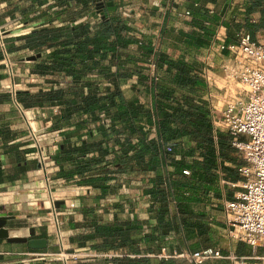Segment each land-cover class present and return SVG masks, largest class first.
<instances>
[{
	"label": "crops",
	"instance_id": "0c3cea01",
	"mask_svg": "<svg viewBox=\"0 0 264 264\" xmlns=\"http://www.w3.org/2000/svg\"><path fill=\"white\" fill-rule=\"evenodd\" d=\"M105 1L106 18L96 0H0V25L7 29L6 48L15 61L16 73L12 81L0 47V205L14 215L8 220L7 228L25 230L34 227V236L28 238L48 239L46 248L31 249L25 242H8L0 238V264H64L57 257L41 258L38 255L61 251L60 238L48 218V181L52 196L62 202L58 211L63 221L61 232L65 250L87 249L94 255L72 264H128V258L145 256L146 251L150 252L146 256L155 258L163 252L184 253L207 248L219 250L222 257L210 258L204 264H262L263 247L233 240L227 233L225 202L234 200L243 190L244 179L236 170L238 162L217 156L214 167L203 164L189 167L188 138H183L186 145L179 159L171 155L173 160H168L173 191L179 202L173 206V196L169 194V213L165 221L171 222L172 226L162 234L160 205L149 193L150 188L156 186L155 172L117 165L115 162L123 159L124 154L117 152L114 146L109 147L110 153L105 159L101 158L92 148L94 139L87 141L84 131L65 142L68 149L78 151L82 141L88 142L90 149L83 155L74 153L72 159H65V152H60L63 140L57 144L51 136L54 131L61 135L73 131L87 115L76 112L65 119L64 100L48 99L47 96L62 91L79 103L76 92L87 95L95 88L103 94L114 90L111 77L116 71L115 66L143 64L144 55L134 42L121 49L124 52L120 59L114 58L107 48L99 53L84 54L74 50L85 36L96 37L109 18L120 16L132 38L150 40L144 32L146 24L153 28L166 25L177 34L185 32L188 36L201 37L205 42L201 46L188 45L180 37L179 42L172 41L180 50L174 54V59L186 60L199 76L205 66L210 67V73L216 79L212 87L214 108L210 107L211 98L204 92L205 99L210 114L211 110L220 112L230 99L225 67L232 60L228 51H220L218 46L222 41L238 43L245 34L264 43V0ZM173 6L178 11L190 10L191 18L177 16L171 11ZM83 28L88 31L80 36ZM20 32L24 34L18 35ZM151 40L155 45L152 37ZM113 41L114 37L110 35L104 44L111 45ZM163 42L164 38L159 43L161 47ZM64 47L72 48L70 58L85 62L83 70L81 63L77 65L79 79L73 83L63 67L56 64L66 56ZM38 53L41 54L39 58L28 60L29 56ZM141 75L139 68H133L127 79H119L120 88L127 101L144 102L142 96H146L145 104L149 107L151 95L146 91L150 90V75L145 73V81ZM17 92H23L19 95L20 101L16 100L19 106L14 101ZM195 98L199 104L203 101L200 96ZM58 126L60 129L57 130ZM30 128L40 134L39 139L44 144L42 150L47 158L48 175L40 166ZM184 169H190L191 173L183 174ZM146 236L151 237L147 243ZM162 236L169 241L161 240ZM102 254L116 255L105 257Z\"/></svg>",
	"mask_w": 264,
	"mask_h": 264
},
{
	"label": "trees",
	"instance_id": "16d2710c",
	"mask_svg": "<svg viewBox=\"0 0 264 264\" xmlns=\"http://www.w3.org/2000/svg\"><path fill=\"white\" fill-rule=\"evenodd\" d=\"M107 4L105 3V6ZM103 17H107V13L103 7ZM103 29L96 37L85 36L84 40L75 46V52L84 54L87 52L99 53L107 48L112 52L114 58H121L124 48L129 43H136L139 51L144 55V60H150L153 63L154 71L159 68L165 69L169 76L161 82L155 81L154 76H149L150 90L147 93L151 95V105L146 107L145 102L127 101L124 92L120 88V78L127 79L131 75L133 68H139L141 79L146 80L147 76L143 68L135 64L134 66L126 67L122 65L115 66L116 71L111 77L114 90H108L105 94L101 93L98 88L92 90L87 95L76 92L75 95L80 98V102L73 101L71 97H66L64 92L59 91L54 95H48L47 98L64 100L66 109L64 118L68 119L73 113L81 112L87 115V118L76 124L75 129L70 132L63 133V147L60 152H65L64 158L72 159L74 153L85 154L90 147L87 143H83L81 150L67 148L65 139L72 135H79L84 131L89 139H94L92 148L99 152L101 158L105 159L110 153L108 143L112 142L117 152L124 154L123 159H117V165H128L144 172H155V185L150 188L149 193L158 200L159 219L162 234H166L171 222L165 221V216L169 213L168 203L169 194L172 199L178 203V199L173 191L171 172H163L162 168L165 165V158L157 144V139H162L165 142H175L177 145L183 142V138L187 137L190 142L188 156H192L198 152L201 156L200 160L188 162V166L203 164L208 167H214L216 157L220 156L225 160H233L231 158V139L230 135L218 132L217 144L218 153L213 137V126L211 122V114L206 101L200 104L196 102L195 95L199 90L206 87V82L193 71V67L181 58H172L165 53L156 52L152 40L137 39L128 36L129 28L120 16L109 18L103 25ZM88 31L87 28L81 30L83 36ZM85 33V34H84ZM113 35L114 41L111 45L104 44V41ZM179 37L184 39L188 45L201 46L205 42L201 37L188 36L185 32L180 33ZM123 49V50H121ZM72 48L64 47L66 56H62L56 64L58 67H63L65 75L71 76L70 83L77 81L78 70L77 65L82 64V70L86 67L83 61H75L70 58L69 54ZM143 61V60H142ZM144 64V63H143ZM142 65V64H141ZM23 92L16 93V100H19V95ZM201 101V100H200ZM23 102V101H22ZM25 103V102H24ZM105 116L104 118L102 116ZM157 117V139L151 135L150 131H146V125H153V117ZM105 119L109 120V125L106 126ZM90 123L94 124L90 127ZM96 128L97 134L94 129ZM60 129L59 126L56 128ZM185 142V141H184ZM176 151V149H175ZM182 151V150H181ZM180 151V153H181ZM118 154H115L117 156ZM169 160V157H168ZM173 160V158H171ZM87 239V237H86ZM151 237L146 236V243ZM164 236H162V239ZM187 240V237H185ZM115 247V246H114ZM150 252H145V256L139 258H128V264H194L189 260L175 257L174 254L180 255L181 252L171 253L168 258L153 259L146 256Z\"/></svg>",
	"mask_w": 264,
	"mask_h": 264
},
{
	"label": "built area",
	"instance_id": "2783aa9c",
	"mask_svg": "<svg viewBox=\"0 0 264 264\" xmlns=\"http://www.w3.org/2000/svg\"><path fill=\"white\" fill-rule=\"evenodd\" d=\"M105 0H96L97 6L104 7ZM199 6V4H195ZM177 16L181 18H191L192 13L186 9L178 11L174 6L171 8ZM7 29L0 25V47L3 51V61L8 76L13 81L15 73V61L12 54L6 48L5 34ZM24 33H19L22 35ZM218 49L220 51L227 50L231 58V64L225 67L227 70L226 76L228 83L238 81L245 91L243 98L232 93L230 89V99L226 101L220 112L211 110V122L213 126V137L218 153V129L227 132L231 136V146L243 156V163L236 166L237 172L244 179L243 190L238 192L234 200L225 202V219L228 226L227 233L233 240L247 243L252 247L264 248V43H259L252 40L249 34L242 36L238 43L227 44L222 41ZM200 77L207 83L206 91L210 99V107L214 108L212 91L216 84V79L210 73V70L204 68L201 71ZM154 80L158 78L154 74ZM70 81V80H69ZM15 95V91L13 93ZM233 94V95H232ZM15 103L19 106L14 98ZM105 117L104 115L102 116ZM154 124L146 125V131H150L152 136L157 139V117H153ZM105 124L108 126L109 120L105 119ZM94 132L97 133L94 127ZM38 132L30 128V138L35 142V147L38 143ZM40 135V134H39ZM51 138L54 143H59L63 140V136L59 131H54ZM158 147L161 154L165 158V170L169 172L168 157L175 153V147L171 142H165L162 139H157ZM112 142L108 143V147H112ZM43 148L39 146L36 151L41 168L45 174H49L46 166V156L43 154ZM196 159H201L197 152L194 156ZM179 159V155L175 156ZM190 169H184L183 174L189 175ZM50 192V208L48 218L55 226L57 234L60 238L61 251L59 254L39 253L41 258L57 257L64 264H72L87 257L94 256L87 249L73 250L71 252L65 250L63 244V235L61 226L63 221L60 217L56 201L52 196V187L48 181ZM173 206H176L175 199H171ZM105 257H112L116 254H102ZM179 256L187 258L194 264H204L210 258L222 257L219 250L207 248L204 250H195L192 252H184ZM264 264V257L262 258Z\"/></svg>",
	"mask_w": 264,
	"mask_h": 264
},
{
	"label": "rangeland",
	"instance_id": "374dc122",
	"mask_svg": "<svg viewBox=\"0 0 264 264\" xmlns=\"http://www.w3.org/2000/svg\"><path fill=\"white\" fill-rule=\"evenodd\" d=\"M147 13H149V10L147 11ZM146 17H149V14H146ZM182 23L183 22H181V24ZM144 32H145L146 36L150 37V39H151V37L153 38V40L155 42L154 48H155L156 52H161V53L163 52V53H165L166 55H168L169 57H172V58L175 57L174 54H177L178 52H180L179 47L177 45L174 46V43H172V41L179 42V39H180L179 38V34H177L174 31H172L170 27H168V26L166 27V25H165V26H162L161 28L160 27L159 28H153V26L151 24L150 25L146 24ZM163 38H164V42L162 43L163 46L161 47L159 45V43L161 42V40H163ZM139 39L141 40V37ZM197 61L201 62V60H199V59ZM141 62H143L144 64L139 65V66L143 68V71L146 74H148L150 76L151 75L154 76V74H155L157 76V78H158V80H157L158 82H161V80L163 78L165 80L166 77L168 78L167 81H169V76H168V74H166L165 69L159 68L158 71L156 72V71H154L152 61L143 60ZM205 68L210 69V67H208V66L207 67L205 66ZM212 76H214V75H212ZM228 84H229L228 95H230V93H231L230 89H232V93L233 94H237V95H239V96H241L243 98L245 91L243 89V86L237 80L232 82V83H228ZM206 86H207V83H206ZM204 92L207 95L206 87L201 89V90H199V92H197L195 95L200 96L201 97L200 100L206 101ZM131 94L132 93H130L129 96H131ZM147 97L149 98V96H147ZM142 100L145 102L146 96L143 95L142 96ZM218 132L219 133H225V134L229 135L227 132L221 131L220 129H218ZM38 136H40V135L38 134ZM230 139H231V137H230ZM171 143L173 144V146L176 149V152L173 154V156L175 158V156L180 155V151L183 149V147H185L186 143L184 141L179 143V145H177L175 142H171ZM191 144H190V142H188V150H189V147H190ZM39 146L44 148V144H41V140L40 139H38L36 151H37V148H39ZM230 151H231V155H230L231 158H233L236 162H238L239 164H242L244 162L243 161V156L240 153H238L232 146H231V150ZM194 156L195 155H193V157L192 156L188 157V161L196 160V158ZM171 158L172 157L170 156L169 160H171ZM165 172H166V170H165ZM163 240L164 241L165 240L169 241L168 239H165V237H164ZM170 256H171L170 253L163 252V253H161L159 256H157L155 258H153V257H151V258H153V259L168 258ZM174 256L188 260L187 258L181 257V256H179L177 254H174ZM87 258H90V257H87Z\"/></svg>",
	"mask_w": 264,
	"mask_h": 264
},
{
	"label": "water",
	"instance_id": "95a60500",
	"mask_svg": "<svg viewBox=\"0 0 264 264\" xmlns=\"http://www.w3.org/2000/svg\"><path fill=\"white\" fill-rule=\"evenodd\" d=\"M109 5H112V2H109ZM100 12L103 14V7L98 6ZM41 56L40 53L36 55H31L28 57V60H35ZM56 206L59 207L62 202L56 201ZM14 215L11 211H6L4 206L0 205V238L6 239L8 242H25L27 246L31 249H44L48 245L47 238H28L29 236H34L35 228L29 227L25 230H12L6 227L8 220L13 219ZM16 231L15 234L11 232Z\"/></svg>",
	"mask_w": 264,
	"mask_h": 264
},
{
	"label": "bare ground",
	"instance_id": "6f19581e",
	"mask_svg": "<svg viewBox=\"0 0 264 264\" xmlns=\"http://www.w3.org/2000/svg\"><path fill=\"white\" fill-rule=\"evenodd\" d=\"M48 175V174H47ZM12 234H15L16 233V231H13V232H11Z\"/></svg>",
	"mask_w": 264,
	"mask_h": 264
}]
</instances>
